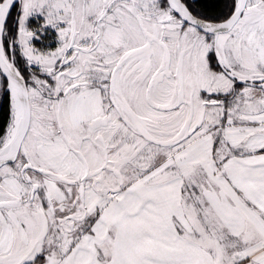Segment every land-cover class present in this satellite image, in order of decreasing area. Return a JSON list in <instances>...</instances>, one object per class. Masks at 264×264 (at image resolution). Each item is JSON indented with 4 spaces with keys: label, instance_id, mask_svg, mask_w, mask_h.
<instances>
[{
    "label": "snow or ice",
    "instance_id": "snow-or-ice-1",
    "mask_svg": "<svg viewBox=\"0 0 264 264\" xmlns=\"http://www.w3.org/2000/svg\"><path fill=\"white\" fill-rule=\"evenodd\" d=\"M0 264H264V0H0Z\"/></svg>",
    "mask_w": 264,
    "mask_h": 264
},
{
    "label": "rangeland",
    "instance_id": "rangeland-1",
    "mask_svg": "<svg viewBox=\"0 0 264 264\" xmlns=\"http://www.w3.org/2000/svg\"><path fill=\"white\" fill-rule=\"evenodd\" d=\"M39 19L42 21L43 17H40ZM29 23L31 24V23H33V21L30 20ZM34 42H35V41H34Z\"/></svg>",
    "mask_w": 264,
    "mask_h": 264
}]
</instances>
